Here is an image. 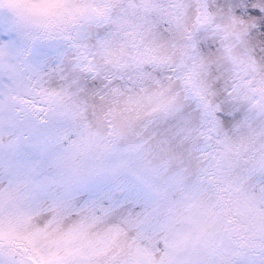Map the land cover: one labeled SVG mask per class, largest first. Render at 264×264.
<instances>
[{
  "label": "clouds",
  "instance_id": "1",
  "mask_svg": "<svg viewBox=\"0 0 264 264\" xmlns=\"http://www.w3.org/2000/svg\"><path fill=\"white\" fill-rule=\"evenodd\" d=\"M0 0V264H264V0Z\"/></svg>",
  "mask_w": 264,
  "mask_h": 264
},
{
  "label": "snow or ice",
  "instance_id": "2",
  "mask_svg": "<svg viewBox=\"0 0 264 264\" xmlns=\"http://www.w3.org/2000/svg\"><path fill=\"white\" fill-rule=\"evenodd\" d=\"M78 9L69 8L65 5L64 0H40V2L31 6L30 11L39 16L55 17L60 15L71 14ZM3 50L0 49V56Z\"/></svg>",
  "mask_w": 264,
  "mask_h": 264
}]
</instances>
